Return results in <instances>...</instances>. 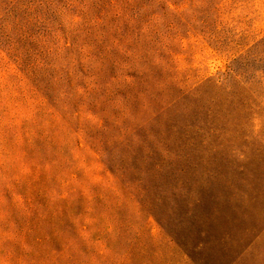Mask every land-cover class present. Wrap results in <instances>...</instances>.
I'll list each match as a JSON object with an SVG mask.
<instances>
[{
	"label": "rangeland",
	"instance_id": "1",
	"mask_svg": "<svg viewBox=\"0 0 264 264\" xmlns=\"http://www.w3.org/2000/svg\"><path fill=\"white\" fill-rule=\"evenodd\" d=\"M148 1L0 0V264H264V0Z\"/></svg>",
	"mask_w": 264,
	"mask_h": 264
},
{
	"label": "trees",
	"instance_id": "2",
	"mask_svg": "<svg viewBox=\"0 0 264 264\" xmlns=\"http://www.w3.org/2000/svg\"><path fill=\"white\" fill-rule=\"evenodd\" d=\"M134 8L131 20L134 22V29L137 35L148 28V33L152 31L158 21L157 15L150 9L151 2L148 0H133Z\"/></svg>",
	"mask_w": 264,
	"mask_h": 264
}]
</instances>
